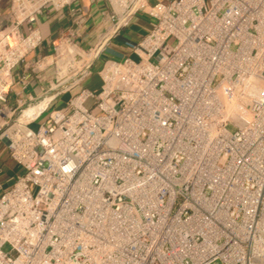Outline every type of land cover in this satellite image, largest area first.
I'll list each match as a JSON object with an SVG mask.
<instances>
[{
	"label": "built area",
	"instance_id": "2783aa9c",
	"mask_svg": "<svg viewBox=\"0 0 264 264\" xmlns=\"http://www.w3.org/2000/svg\"><path fill=\"white\" fill-rule=\"evenodd\" d=\"M3 2L0 264H264V0Z\"/></svg>",
	"mask_w": 264,
	"mask_h": 264
},
{
	"label": "crops",
	"instance_id": "0c3cea01",
	"mask_svg": "<svg viewBox=\"0 0 264 264\" xmlns=\"http://www.w3.org/2000/svg\"><path fill=\"white\" fill-rule=\"evenodd\" d=\"M80 3L83 5L85 12L89 11L91 0H80ZM148 26H149V20L145 16L141 15V16L136 17L132 21L129 27L125 29V33L128 37L132 39H138L144 34ZM41 27L43 30V35L45 39H47V37L49 36V25L47 24L46 21H42ZM131 27H134V29L133 28L131 29ZM121 43L122 41H118L114 39L108 49V54H111L114 56H121L125 52V49L122 47ZM37 53L38 51L31 52L27 56V59L34 57Z\"/></svg>",
	"mask_w": 264,
	"mask_h": 264
},
{
	"label": "rangeland",
	"instance_id": "374dc122",
	"mask_svg": "<svg viewBox=\"0 0 264 264\" xmlns=\"http://www.w3.org/2000/svg\"><path fill=\"white\" fill-rule=\"evenodd\" d=\"M3 9H4V14L5 15H8L9 14V9H10V0H4V2H3ZM132 28L134 29V27H131V29ZM115 39L118 40V41H122L123 40V38L121 36L120 37H117ZM86 83H88L87 85H89L91 87L93 86V87H96L97 88V85L99 83V75H98V72H97L96 69L94 70V73H93V75L91 77V80L88 79L86 81ZM0 156L2 157L1 158L2 161H4V159L6 158V155H2L1 154ZM3 163H6V162H3ZM1 174L5 175V173H1ZM3 175H0V179H2V180L6 178V176L4 178Z\"/></svg>",
	"mask_w": 264,
	"mask_h": 264
},
{
	"label": "bare ground",
	"instance_id": "6f19581e",
	"mask_svg": "<svg viewBox=\"0 0 264 264\" xmlns=\"http://www.w3.org/2000/svg\"><path fill=\"white\" fill-rule=\"evenodd\" d=\"M50 101H51V97L49 95V96L43 98L39 104L35 105L33 108L28 109V112L31 113V114H35V113L39 112V110L44 105L48 104Z\"/></svg>",
	"mask_w": 264,
	"mask_h": 264
}]
</instances>
